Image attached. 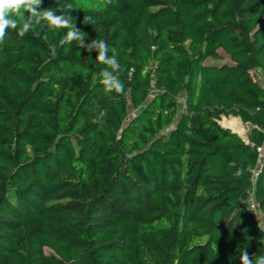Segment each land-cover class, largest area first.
<instances>
[{
	"label": "trees",
	"instance_id": "obj_1",
	"mask_svg": "<svg viewBox=\"0 0 264 264\" xmlns=\"http://www.w3.org/2000/svg\"><path fill=\"white\" fill-rule=\"evenodd\" d=\"M49 8L86 43L118 50L124 92L105 93L95 51L59 46L67 29L8 31L0 264H240L245 245L264 255V88L252 75L264 72V0H42ZM220 49L230 62L207 63ZM228 116L250 125L245 137Z\"/></svg>",
	"mask_w": 264,
	"mask_h": 264
},
{
	"label": "clouds",
	"instance_id": "obj_2",
	"mask_svg": "<svg viewBox=\"0 0 264 264\" xmlns=\"http://www.w3.org/2000/svg\"><path fill=\"white\" fill-rule=\"evenodd\" d=\"M110 2V0H108ZM42 0H0V45L5 41L8 31L11 29L17 32V35L23 38L28 33L36 37L38 32H34V26L46 22V26L53 29H67L66 34L59 41V46L62 48L66 44L76 42L77 46L84 49L86 52L97 53L96 59L106 67L101 71L100 83L103 85L106 94H123L124 84L120 79L122 66L118 60V50L113 47L111 55H109V47L104 39H93L86 43L87 33L76 26L75 19L71 15L56 14L52 9L40 10ZM67 9H71L70 5H65ZM28 13L23 23H19L13 16L20 17L23 13ZM83 24L92 25L96 21L91 16L83 17ZM50 57L58 56V49L55 43L48 44ZM92 123L102 124L103 120L100 116L92 119ZM242 169H238L236 175H241ZM240 264H264V255L258 256L255 261L249 256L247 245L239 250Z\"/></svg>",
	"mask_w": 264,
	"mask_h": 264
},
{
	"label": "rangeland",
	"instance_id": "obj_3",
	"mask_svg": "<svg viewBox=\"0 0 264 264\" xmlns=\"http://www.w3.org/2000/svg\"><path fill=\"white\" fill-rule=\"evenodd\" d=\"M220 54L222 55V59H213V58H209L206 60V62H212V63H223V62H230L229 57L225 54V52L223 50H219ZM253 75H255V77L258 75H260L261 79L264 81V72L260 71V72H253ZM178 103L183 107L185 104V97L182 95L180 96V98L178 99ZM135 111L132 109L130 111V115L132 116L133 113ZM233 116H228V117H223L221 120V124L223 126L226 127H230L231 129L235 130L239 135L245 137L248 133V131L250 130V125L247 123H243L242 121H240L239 119H231ZM234 118H239V117H234ZM225 119H230L228 121H226L224 124L222 123L223 120ZM45 250L47 252H51V249L46 247Z\"/></svg>",
	"mask_w": 264,
	"mask_h": 264
},
{
	"label": "built area",
	"instance_id": "obj_4",
	"mask_svg": "<svg viewBox=\"0 0 264 264\" xmlns=\"http://www.w3.org/2000/svg\"><path fill=\"white\" fill-rule=\"evenodd\" d=\"M260 72L259 70H255V71H253V72ZM252 75H253V73H252ZM253 77H254V79L257 81V82H259L260 84H261V86L264 88V81L260 78L261 76L260 75H258V77L256 76L255 77V75H253ZM258 151L260 152V156H263V149L262 148H259L258 149ZM248 205H249V209H250V211L256 216V218H257V220L259 221V222H261L260 221V215H261V212H260V209H259V205H258V203L254 200V198H253V196H251L250 198H249V200H248Z\"/></svg>",
	"mask_w": 264,
	"mask_h": 264
},
{
	"label": "water",
	"instance_id": "obj_5",
	"mask_svg": "<svg viewBox=\"0 0 264 264\" xmlns=\"http://www.w3.org/2000/svg\"><path fill=\"white\" fill-rule=\"evenodd\" d=\"M240 119V118H239ZM240 121H241V119H240ZM224 127H226V126H224ZM226 128H229V129H231L230 127H226ZM233 132H235V133H237L235 130H233V129H231Z\"/></svg>",
	"mask_w": 264,
	"mask_h": 264
},
{
	"label": "bare ground",
	"instance_id": "obj_6",
	"mask_svg": "<svg viewBox=\"0 0 264 264\" xmlns=\"http://www.w3.org/2000/svg\"><path fill=\"white\" fill-rule=\"evenodd\" d=\"M240 120V119H239Z\"/></svg>",
	"mask_w": 264,
	"mask_h": 264
}]
</instances>
